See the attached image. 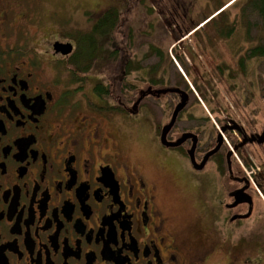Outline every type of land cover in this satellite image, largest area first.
Here are the masks:
<instances>
[{
	"label": "flooded vegetation",
	"instance_id": "flooded-vegetation-1",
	"mask_svg": "<svg viewBox=\"0 0 264 264\" xmlns=\"http://www.w3.org/2000/svg\"><path fill=\"white\" fill-rule=\"evenodd\" d=\"M50 9L39 12L37 0H0V264H206L219 252L226 254L224 264H234L237 251L254 245L233 242L227 229L222 238L205 237L210 228L198 240L177 237L163 200L174 187H163L129 156L121 142L125 120H111L115 114L129 117L121 98L110 92L123 77L101 74L86 94L89 71L81 73L79 63L69 68L76 40L42 29L45 18L59 27L60 11ZM55 42L72 44V53L55 52ZM241 72L237 88L250 92L253 82ZM98 86L105 96L97 95ZM229 117V132L237 133L235 140L227 134L230 149L213 131L198 129L193 154L204 152L194 156L196 164L216 149L202 169L196 170L174 135H168L169 147L158 146L170 155L168 162L191 165L186 180L192 187L213 190L211 206L201 200L200 207L214 227L213 216L223 211L233 225L248 220L255 191L264 192V143L258 145L257 138L264 134L252 138L256 132L246 133ZM248 147H256V156L245 152ZM232 149L257 173L241 177ZM230 185L235 188L228 190ZM249 198L251 205L234 204ZM259 254L244 261L263 264Z\"/></svg>",
	"mask_w": 264,
	"mask_h": 264
},
{
	"label": "rangeland",
	"instance_id": "rangeland-1",
	"mask_svg": "<svg viewBox=\"0 0 264 264\" xmlns=\"http://www.w3.org/2000/svg\"><path fill=\"white\" fill-rule=\"evenodd\" d=\"M126 1L37 0V4L39 12L51 10L50 8H55L56 11L58 8L60 11L57 12V16L60 13L58 18L59 27L57 23L54 24L51 20L45 18L44 23L46 25L42 27L43 30H48L50 33L55 32L53 35H64L80 44L78 37L89 34L88 20L91 18L96 19L98 16L94 17V15L105 9H121L125 6ZM191 1L194 2V0ZM230 1L212 0L209 3L208 0H197L196 7H201L196 17L197 20L209 17L216 10L215 6L220 8L226 3L230 4L223 8V16L218 18L217 29L207 26L202 28L203 31L196 36L185 37L176 42V39L172 38L171 27L167 26L162 14L159 13L152 0H148V5L153 6L155 23H153L154 19L151 14L147 17L142 16L139 24L135 25L134 39L130 42V46L133 47L131 54L135 59L132 61L133 63L140 61L146 67L145 69L156 66L157 70L153 77L156 81H164L165 84L157 85L153 89H161L164 88L163 86L169 85L175 91L174 96L167 90L160 91V95L156 93V101L153 102V98H150L147 106L135 109L132 106H127L123 101L124 113L129 117L126 119L122 114H115V116L110 117H112L111 120L115 118V121L125 120L122 123L124 125V137H121V142L122 147L129 153V156L145 165L152 174V178L163 187H166L167 183L172 188L174 187V189L165 193L166 197L163 200L167 203L169 216L173 218L175 233L181 242H187L188 237L191 235L193 238H196L198 234L202 236L204 232H208L207 228H210L212 232H210L211 235L205 237L217 236L222 238L227 229L232 234L233 242L241 240V242L254 245L249 250L235 253L237 260L234 264H248L244 260L253 258L257 250L260 251V258L264 261V192L262 194L256 185L263 196L255 191L254 211L248 220H242L239 224L233 225L230 219H225V211H223L221 217L213 216V220L217 222L214 227L212 221L205 218V214L200 207L201 200L203 203L209 202L211 206V201L214 199L213 190L205 191L203 188L192 187L186 180L189 178L186 169L189 163L179 164L173 160L168 162L171 158L170 155L165 153L162 155L160 152V148L164 147L160 139L164 135H174V138H178L177 143L184 148V151H191L193 145L199 144V140L197 139L196 142L194 139L183 138L185 135H190V138L191 136L199 138L198 129L213 131L215 136H217L219 130L224 131L221 132L223 135L222 140L226 149H230L227 146L228 143L232 146L230 143L232 139L227 137V134H230L229 131H231L229 126L232 125L229 121L230 115H232L235 122L242 126L246 133H249L250 130L258 133H255L256 135L264 134V90L262 89L264 83V57L256 58L249 55L251 50L264 47V32L260 23L261 20L251 10L252 8H250L247 1L233 0L234 3ZM186 5L185 0H163L162 2V6L168 9H186ZM148 19L153 23L151 27ZM219 30H222L223 35L219 34ZM229 31L232 32L228 33ZM199 40L204 42L205 53L203 54L199 52ZM108 42L109 38L107 37L102 41L99 40L102 46H106ZM151 45L159 48L164 54L163 62L150 56L149 47ZM188 47L191 54L187 51ZM144 56L149 57L145 58ZM206 57L215 67L221 68V76L225 81V86L209 70ZM238 60L242 62L240 65L244 68V74L247 73L244 77L253 82L250 92L245 88L244 90L240 87L237 88L236 80L240 79L241 81L243 77V75H239L235 68ZM252 64L255 65V68H252ZM99 65L100 62L97 67ZM85 76H87V79L84 84V92L88 94L92 83L101 82L102 76L99 73V68L94 67ZM230 76L233 78H230ZM148 78L147 74L143 75L135 71L126 82L122 81V87L130 90L127 93L129 95L125 94V98L129 99L134 92L133 100H135L142 86H147L145 89L148 88L146 82L140 88H136L137 82L139 80L147 81ZM247 99H249L248 104ZM250 99L253 100L251 103ZM146 103L147 101L140 104ZM99 107H101V104ZM105 108L106 106L102 109ZM222 120L225 123H221ZM165 127L167 131L157 134L160 129ZM236 135L237 133L230 134L233 139ZM173 151L177 152V150ZM203 152L204 150L198 149L194 156H201ZM245 152L248 154L255 152L256 156L257 149L256 147H248ZM230 154L231 160L240 169L241 177L247 178V175L251 172L257 173L255 167L246 168L244 166L236 151L233 150ZM254 158L255 164L258 165L257 157ZM167 162L173 166L175 165L176 172H173L174 170ZM227 188L231 190L235 186L230 185ZM223 191L225 192V188H223ZM224 200L229 201L228 198ZM243 210V213H246V206H243ZM196 240H198V237ZM224 253H215L206 261V264H224L226 262V254Z\"/></svg>",
	"mask_w": 264,
	"mask_h": 264
},
{
	"label": "trees",
	"instance_id": "trees-1",
	"mask_svg": "<svg viewBox=\"0 0 264 264\" xmlns=\"http://www.w3.org/2000/svg\"><path fill=\"white\" fill-rule=\"evenodd\" d=\"M187 2L186 9L182 8H165L162 6L163 0H152V3L155 4V7L158 9L159 13L162 14L164 21L166 22L167 26L171 27L172 38L179 40L181 37L189 33L192 29H194L200 20H197V14L201 10V7H196V1L192 2L191 0H185ZM212 0H208L210 3ZM244 2L247 1L248 5L253 12L257 14V16L261 20L262 30L264 32V0H243ZM148 0H127L126 4L121 9L111 8L108 10H104L101 14L95 19L94 23L92 24V18L89 21V34L86 36H79L77 52L73 54L70 58L69 68L73 71V67L75 68L77 65L76 63L80 64V72L87 73L90 72L93 67H97L99 65V73L108 75V76H115L117 78L123 77V80L129 79L133 72L137 71L143 75L147 74L149 76L147 82L149 81L148 88L145 89L143 87L142 80L137 82L136 88H141L138 92V106L139 108L147 106L146 104H140L146 98H150V95L159 94L160 91H155L153 87L157 85H164V81H156L153 77L157 68L153 66L152 68L145 69L140 61L133 63L132 60L134 56L131 54V50L133 47L130 46V42L134 39V27L136 24H139L140 18L147 17L148 15L152 14L154 19V10L152 6L148 5ZM215 6V11L212 12L211 16L216 13L219 8ZM243 11V10H242ZM224 11L220 12L217 16H214L212 19L209 20L208 23L205 24L204 27L207 26L212 27L213 29H217L218 18L223 16ZM150 22V27L153 25L152 21L148 19ZM158 22V21H157ZM202 28H199L195 31L192 36H196L198 33L203 31ZM217 32V31H216ZM220 35H223L222 30L218 31ZM232 31H229L230 33ZM205 33V32H204ZM227 33V36H228ZM109 38V42L106 46H102L99 43V40H104L105 38ZM112 37L111 43L110 39ZM115 38L117 41L115 42ZM198 46L200 47V53H205L204 42L199 40ZM150 56L158 58L159 60H164V54L161 52L159 48L155 46H150ZM189 54H191L190 48H187ZM132 55V56H131ZM250 57H264V47H257L249 52ZM203 56V55H202ZM145 58L149 56H144ZM133 58V59H132ZM207 58V65L209 70L215 76V78L225 86V81L222 79V73L220 67H215L214 64L209 62ZM180 60V59H179ZM182 62V61H181ZM243 66L239 65L237 72L240 74L241 71H244L242 68ZM242 68V70H241ZM223 69V68H222ZM75 70V69H74ZM224 71V70H223ZM152 78V80H151ZM230 78H233L230 76ZM208 79H210L208 77ZM167 84V83H166ZM153 86V87H151ZM163 87H169L163 86ZM106 89L98 86L95 90L97 95L105 96ZM129 88L122 87L120 81L111 91V93H115L118 95L117 97L121 98V101H125L127 106H131L132 103L137 99H134V92L129 97V99L125 98V94L129 93ZM129 95V94H127ZM146 102V101H145ZM133 106V105H132ZM136 107V108H137ZM135 109V108H134Z\"/></svg>",
	"mask_w": 264,
	"mask_h": 264
},
{
	"label": "water",
	"instance_id": "water-1",
	"mask_svg": "<svg viewBox=\"0 0 264 264\" xmlns=\"http://www.w3.org/2000/svg\"><path fill=\"white\" fill-rule=\"evenodd\" d=\"M54 50L56 52H59V51H62V54L66 55V54H69L72 52V48H71V45H63L62 48L65 50H61L60 47L61 45H59L58 43L54 44ZM186 137H188V135H185L183 139H185ZM194 147V146H193ZM215 151V150H214ZM192 152H193V149H192ZM213 153V152H212ZM208 157L204 158V161L202 162L201 166L202 167L205 163V160L207 159ZM244 201H247V202H250L249 200H239V201H236L234 204H237V203H240V202H244Z\"/></svg>",
	"mask_w": 264,
	"mask_h": 264
}]
</instances>
